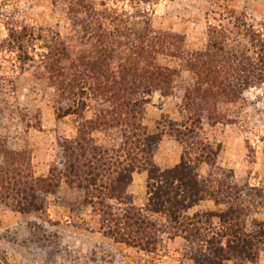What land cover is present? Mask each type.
<instances>
[{
	"label": "rangeland",
	"instance_id": "1",
	"mask_svg": "<svg viewBox=\"0 0 264 264\" xmlns=\"http://www.w3.org/2000/svg\"><path fill=\"white\" fill-rule=\"evenodd\" d=\"M143 29L142 39L133 33ZM140 40L170 69L165 87L152 90L142 108L147 131L159 135L152 163L163 170L183 159L206 180L212 194L182 217L210 213L201 215L202 232L214 245L240 244L234 234L246 239L252 259L223 264H264V78L239 80L249 62L253 71L264 68V0H0V263L197 264L187 249L191 226L173 234L166 215L148 207L146 170L131 171L120 198L89 184L102 167L112 178L114 166L127 167L136 150L117 128H83L99 101L87 88L60 98L51 77L50 66H68L67 53L115 64ZM61 47L66 55L58 54ZM213 65L240 87L238 96L217 103L211 119L204 111L197 120L185 93ZM59 107L73 112L60 114ZM64 143L71 150L60 149ZM100 144L116 150L98 161L91 150ZM71 152L87 164L85 187L68 168ZM234 184L242 190L235 193ZM230 206L238 218L220 217Z\"/></svg>",
	"mask_w": 264,
	"mask_h": 264
},
{
	"label": "trees",
	"instance_id": "2",
	"mask_svg": "<svg viewBox=\"0 0 264 264\" xmlns=\"http://www.w3.org/2000/svg\"><path fill=\"white\" fill-rule=\"evenodd\" d=\"M133 33L141 35L140 39L145 37L143 35L144 29L133 31ZM82 45L84 44L80 45L79 52H84ZM58 50H60L58 54L66 55L65 47H61ZM154 52H156V49L151 43L143 44L142 40H140L138 43L130 44L127 47V56L123 60L115 62V64L104 58H100L98 61L81 60L80 58L72 57L70 52V54L67 53L66 57L69 60L68 66L57 63L55 68L50 66V71L52 69L51 77L54 80L60 98L70 99L71 96H76L79 93L86 94L85 89L87 88L88 93L99 101L100 107L96 117L88 120L87 123H83V128L86 126L90 131L117 128L122 137L130 140V149L136 150L135 154L134 151L130 152V155L133 154V160L127 167L119 168V165L114 166L115 168L111 171L113 172L112 178H107L106 170L102 167V169L100 168L99 171L95 172L89 184L95 190H109L112 196L120 198L131 182V171L144 169L148 174V207L152 211L166 215L173 229L171 231L173 234H179L183 230L186 231L191 226L188 230L189 235L186 237L188 239L187 249L195 257L197 264H223L224 260L229 261L235 257L252 259L249 257L250 252L246 250L250 244L246 239L240 238L238 234L237 236L234 234V238L242 240L241 243L237 244L238 246H232L228 243L227 247L224 248L222 245H214V238L210 237L208 232H202L207 228L203 226L201 215L210 213L199 214L196 212L192 217L183 219L182 211L184 209L212 194V191L208 189L209 186L206 184V180L198 176L195 168L189 162L182 159L175 166L163 170L152 163L159 135L147 131L146 126L142 122V108L150 92L154 89L165 87L166 81L170 78V69L156 61L153 55ZM262 52L264 57V50ZM205 54L208 55L209 51L205 52ZM198 61L197 54L190 57V65L195 72L198 69ZM249 64L252 68H257L254 62H249ZM252 68H242V71L246 70V73L243 72L242 77L239 78L242 84L249 85L253 79L262 80L264 78V73L262 74L264 68L260 69L262 72L253 71ZM208 69V74L205 78L196 77L194 84L188 87L185 93V107L188 110L190 109L197 120L201 119L204 111L207 113L208 119H211L213 112L215 110L218 111L216 104L233 101L238 96L236 94L237 89L240 88L229 79L222 80L219 76L218 66L213 65ZM65 70H68V75ZM213 70L217 71L214 72V75L209 76ZM203 83H206V85L202 86ZM59 110L62 111L63 109L59 107ZM64 111L73 112L70 108L64 109ZM175 129L178 134L182 132L178 127ZM127 140L122 142V147L124 143H128ZM120 146L121 143L118 148ZM204 147L208 146L205 145ZM60 149L66 152L71 150L65 143ZM115 150L114 146L100 144L94 146L91 151L99 156V161L104 156L106 159V155L108 156L109 153H113ZM70 155L71 159L68 163V168L73 175L77 178L79 177L78 179L76 178V181L80 179L77 181L78 186L81 188L85 187L82 183L83 180L87 181V178L83 175L81 176V174L85 171L82 166L87 164L79 162L80 160L73 156V152ZM80 155L83 156L84 152ZM137 155H142L145 160L142 162L137 159ZM102 164L104 165L105 162H102ZM96 169L98 167H95ZM234 185V188L237 189L235 193L242 190V186ZM23 191L25 192L26 189L23 188ZM238 215V207L230 206L229 211L221 214L220 217H224L226 220H233L238 218ZM139 219L141 221L144 220L140 217ZM183 220H187L185 221L186 223H183ZM149 224L155 225L153 222H149ZM242 234L250 235V233L246 232ZM201 243H204L203 247L205 248L200 245ZM257 249L255 257H258L259 253ZM243 253L245 254L244 256Z\"/></svg>",
	"mask_w": 264,
	"mask_h": 264
}]
</instances>
